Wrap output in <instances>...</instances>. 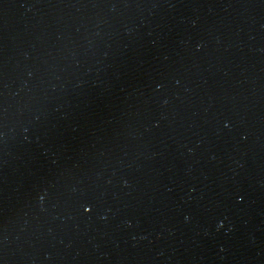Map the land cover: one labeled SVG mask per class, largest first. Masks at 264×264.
<instances>
[{"label": "water", "instance_id": "1", "mask_svg": "<svg viewBox=\"0 0 264 264\" xmlns=\"http://www.w3.org/2000/svg\"><path fill=\"white\" fill-rule=\"evenodd\" d=\"M0 264H264V0H0Z\"/></svg>", "mask_w": 264, "mask_h": 264}]
</instances>
